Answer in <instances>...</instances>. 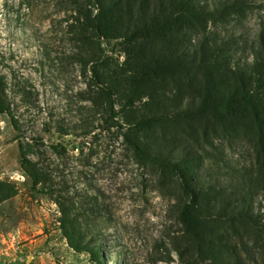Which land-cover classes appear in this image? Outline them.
I'll return each instance as SVG.
<instances>
[{
    "label": "rangeland",
    "instance_id": "374dc122",
    "mask_svg": "<svg viewBox=\"0 0 264 264\" xmlns=\"http://www.w3.org/2000/svg\"><path fill=\"white\" fill-rule=\"evenodd\" d=\"M245 2L209 24L234 61L252 60L244 44L264 25V0ZM96 14L83 0H0L10 109L0 113V264H97V248L103 264H264V152L250 121L223 125L205 114L136 128L118 103L106 111L93 71L127 56L121 42L91 31ZM138 138L190 165L195 197L174 171L134 153ZM23 157L49 183L32 188ZM185 204L202 215L200 240L181 223ZM63 208L76 220L72 243Z\"/></svg>",
    "mask_w": 264,
    "mask_h": 264
},
{
    "label": "trees",
    "instance_id": "16d2710c",
    "mask_svg": "<svg viewBox=\"0 0 264 264\" xmlns=\"http://www.w3.org/2000/svg\"><path fill=\"white\" fill-rule=\"evenodd\" d=\"M83 1L97 10L87 21L91 31L101 39L121 42L127 56L122 67L93 71L100 87L98 98L106 111L118 103L126 124L136 128L179 123L205 114L227 125L230 119L238 123V118L245 116L252 137L258 136L264 152V25L249 46L244 44L251 61H234L236 51L230 43L209 29L210 23L241 12L245 0L217 1L212 7L199 0ZM90 56L99 62L93 60L96 55ZM4 91L0 78V113L10 114ZM130 144L141 160L174 171L183 181L185 194L196 196L190 165L174 160L162 143L147 144L138 138ZM23 161L32 188L49 183L46 171L25 157ZM69 214L63 208L61 219L65 226H71L66 232L72 243L76 220ZM201 218L191 205L182 207L181 223L196 240L202 236ZM93 257L97 264H103L100 248Z\"/></svg>",
    "mask_w": 264,
    "mask_h": 264
}]
</instances>
